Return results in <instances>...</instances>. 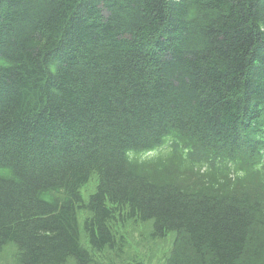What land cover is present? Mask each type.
<instances>
[{
	"label": "trees",
	"instance_id": "16d2710c",
	"mask_svg": "<svg viewBox=\"0 0 264 264\" xmlns=\"http://www.w3.org/2000/svg\"><path fill=\"white\" fill-rule=\"evenodd\" d=\"M123 222L264 264V0H0V253L93 264Z\"/></svg>",
	"mask_w": 264,
	"mask_h": 264
},
{
	"label": "rangeland",
	"instance_id": "374dc122",
	"mask_svg": "<svg viewBox=\"0 0 264 264\" xmlns=\"http://www.w3.org/2000/svg\"><path fill=\"white\" fill-rule=\"evenodd\" d=\"M94 191V184L87 185L81 194L84 199ZM81 216L79 215L78 218ZM150 223H126L119 228L121 241L115 249L93 255V264H162L172 246V236L152 240ZM0 264H15L13 250L5 248L0 253Z\"/></svg>",
	"mask_w": 264,
	"mask_h": 264
}]
</instances>
